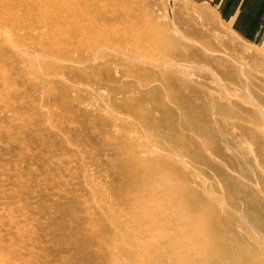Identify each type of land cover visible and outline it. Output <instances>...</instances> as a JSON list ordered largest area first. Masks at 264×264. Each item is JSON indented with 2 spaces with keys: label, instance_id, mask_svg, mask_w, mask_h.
I'll use <instances>...</instances> for the list:
<instances>
[{
  "label": "rangeland",
  "instance_id": "rangeland-1",
  "mask_svg": "<svg viewBox=\"0 0 264 264\" xmlns=\"http://www.w3.org/2000/svg\"><path fill=\"white\" fill-rule=\"evenodd\" d=\"M139 1L128 0L134 13H124L120 22L112 19L109 7L108 29L115 25L123 30V22L139 13L178 39L179 56L167 51L169 43H162L160 52L135 50L136 37L111 31L110 43L101 46L97 57V49L83 47L82 38L81 43L48 38L58 26L46 15L57 10L46 12L40 0H0V264H91L89 257L96 255L88 246H96L88 237L103 232L105 206L113 204L114 190L123 185L125 168L113 145L122 141L120 134L168 142L164 130L152 124L154 117H167L156 104L159 99L177 108L180 121L187 112L194 125L204 124V115L210 114L209 122L217 128L210 142L188 129L183 132L194 133L210 159L264 203V146L256 139L264 134V34L261 40L237 34L216 6L204 0ZM134 29L141 30L135 23ZM157 37L161 43L156 35L152 45L160 44ZM54 47L60 53H53ZM141 57L151 64L165 58L185 67L201 95L174 98L178 92L150 76L163 67ZM106 66L110 68L102 69ZM142 79L152 80L145 89L154 93L133 102L129 98H138L143 89L133 86ZM205 101L207 106L200 104ZM220 102L236 115L230 110L220 113ZM212 145L223 147L225 154H215ZM184 155L191 169L200 165L202 191L225 199L223 206L231 209L222 170ZM244 171L251 176H243ZM242 209L239 213L247 216ZM261 214L264 219V211ZM118 219L116 215L112 220ZM100 259L109 261L105 254Z\"/></svg>",
  "mask_w": 264,
  "mask_h": 264
},
{
  "label": "bare ground",
  "instance_id": "bare-ground-1",
  "mask_svg": "<svg viewBox=\"0 0 264 264\" xmlns=\"http://www.w3.org/2000/svg\"><path fill=\"white\" fill-rule=\"evenodd\" d=\"M69 2L71 6L68 5ZM127 2L128 0H40L39 4L47 8L46 12L53 10L52 13H54L56 12L54 10H57L54 15L49 13L46 15L49 22H55L58 26L47 34L48 38L53 36L57 41L71 40L80 43L82 38L83 47L89 51L97 49L94 53L97 57H99V50L104 49L101 46L110 43L111 31H113L111 33L121 31L124 35L126 32L136 37L139 46L131 47L135 50L160 52L163 49L161 44L169 43L170 47L167 51H172L170 53L175 57L179 56L180 49L176 48L178 39L170 37L166 30L162 31L155 27L156 25H152L149 19L145 20L139 13L134 14L135 18L130 19L132 22L129 20L123 22V30H118L115 25L113 30L108 29L109 23L106 22L108 8L113 9L112 19L120 22L124 13L128 15L134 13V7ZM67 9L71 12L68 13ZM41 18L43 19V16ZM133 21L140 26L141 30L134 29ZM156 35L160 36L161 43L157 37L160 44L152 45V37ZM55 48H51L52 52L60 53L57 52L60 50ZM140 61L149 63L142 57ZM149 64L153 67H163L164 71L159 74H150L149 70H146V74L152 75L154 81L160 80L164 87L167 86L173 92H178L174 93V98L175 96L183 98L182 96L201 95L197 92L196 86L192 85L193 80L187 75L185 67L174 61L168 62L165 58L154 60L152 64ZM109 68L106 66L102 69ZM228 75H231L230 72ZM152 80L142 79L138 85L133 86L135 90L140 87L143 89L138 98L135 96L129 100L134 102V100L150 97L154 91H148L145 88ZM156 88L162 89L158 86ZM127 90H129L128 87ZM156 104L167 117H154L152 124L164 130L168 142H152L151 140L148 142L140 138L133 139L119 135L122 141L119 145H113V149L119 163L121 162L125 168L124 174L121 175L123 185L114 190L115 198H111L113 204L105 206L107 216L105 214L104 216L107 219L102 216L104 221L97 220L103 232L95 236L91 234L88 237V240L90 239L96 246L94 249L88 246L91 249L90 253L96 255L94 259L89 257L91 264L93 260L97 263L101 261L103 264H264V219L261 214V211H264L263 200L248 194V188H245L238 179L224 172L222 167L211 160L193 135L194 133L199 134L206 140H211L216 135V126L209 122L212 121L210 114L204 115L206 123L194 125L187 112L180 121L177 108L168 105L165 99H159ZM200 104L208 105L206 101ZM213 106L216 107L215 104ZM217 107L220 113L226 114L228 110L235 113L229 109V105H223L222 102ZM167 119L169 121H166ZM185 129L194 133L187 134L183 132ZM258 134L256 139L264 146V134ZM212 146L215 154H225L220 145ZM173 151L181 153H173ZM183 153L189 156L194 163H208L222 170L221 174L230 194L229 200H232L234 207L227 209L223 206L225 199L215 198L213 192L208 193L209 196H207L208 191L205 193L202 191L203 178L199 176L198 170L200 165L196 168L192 166L194 170L191 169L190 162L185 155L183 156ZM261 159L264 163V152ZM230 165L233 167V163ZM242 175L251 176L248 171L242 172ZM260 176L264 177V172ZM116 205L121 206L123 214L117 213ZM239 207H243L242 210L247 212V216L242 212L239 213ZM232 211L241 214L242 217L236 218ZM111 214L113 217L109 218ZM116 215L119 219L112 220ZM96 224L94 221L92 227L96 228ZM93 250L96 251L93 252ZM104 254L107 255L109 261L100 259V256Z\"/></svg>",
  "mask_w": 264,
  "mask_h": 264
},
{
  "label": "crops",
  "instance_id": "crops-1",
  "mask_svg": "<svg viewBox=\"0 0 264 264\" xmlns=\"http://www.w3.org/2000/svg\"><path fill=\"white\" fill-rule=\"evenodd\" d=\"M216 6L221 17L239 35L254 40L264 34V0H204Z\"/></svg>",
  "mask_w": 264,
  "mask_h": 264
}]
</instances>
